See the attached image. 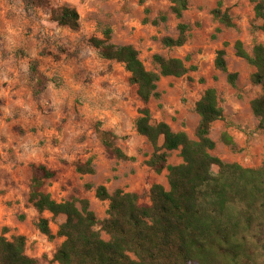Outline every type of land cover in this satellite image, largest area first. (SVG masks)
<instances>
[{"label": "rangeland", "instance_id": "obj_1", "mask_svg": "<svg viewBox=\"0 0 264 264\" xmlns=\"http://www.w3.org/2000/svg\"><path fill=\"white\" fill-rule=\"evenodd\" d=\"M218 2L228 11L234 26H225L213 15ZM60 4L78 9L77 30L60 26L51 19V10ZM170 5L169 0H48L44 6L29 5L26 0H0L3 59L24 60L34 52L43 57V62L46 60L43 71L49 76L48 95L39 98L38 112L31 116L47 118L52 129L49 138L37 146H24L16 141L13 146L0 147L4 165L19 160L20 168H26V173L21 169L14 178L11 170L0 167V195L14 191L1 202L9 216L21 219L19 205L24 201L27 206L30 163H44L56 171L44 184L53 198L64 200L71 194L87 198L98 219L107 216L109 202L95 195L100 182L110 183L115 179L108 184L110 190L117 188L116 185L135 184L144 202H149V188L153 183L169 187L168 171L157 173L146 164L153 148L135 128L142 103L136 86L129 82L130 73L122 63L102 58L89 42L93 35L103 37L106 28L112 29L110 42L135 45L148 69H159L152 59L154 53L180 57L188 65L197 66L184 77H161L158 82L161 96L151 101L154 122L168 121L174 130H184L196 139L199 120L196 101L208 86H215L224 112L211 125L209 136L216 142L211 153L228 162L240 160L246 166L258 167L264 162V130L258 126V118L250 107V100L262 88L250 80L255 67L238 57L233 45L238 38L249 51L255 43L264 44V31L255 27L261 21L255 17L254 1L190 0L180 18L171 11ZM181 22L190 26L185 43L165 45L162 38L177 37ZM224 42L229 70L238 72L234 85L227 81L225 72L214 67L216 51ZM101 127L111 129L117 136L115 145L135 160L118 159L107 151L97 131ZM224 132L233 137L235 146L225 143ZM36 148H40V155L35 153ZM24 149L29 156L21 161ZM89 158L96 171L77 172L75 163ZM181 161L179 150H173L168 162ZM212 169L216 172L217 165ZM73 188L78 191L74 192ZM56 217L50 219L52 230L57 231L60 222ZM34 226L36 221L31 222V229ZM17 229L16 222L0 224V233L4 231L8 238ZM101 235L109 239L106 232L101 231ZM59 245L54 246L51 254L35 255L36 264H59L53 259ZM33 249V245H26V250Z\"/></svg>", "mask_w": 264, "mask_h": 264}, {"label": "trees", "instance_id": "obj_2", "mask_svg": "<svg viewBox=\"0 0 264 264\" xmlns=\"http://www.w3.org/2000/svg\"><path fill=\"white\" fill-rule=\"evenodd\" d=\"M169 1L171 11L178 18L190 3V0ZM253 1L255 17L261 21L255 27L264 31V0ZM26 2L41 5L48 0ZM212 12L220 23L234 26L228 11L221 8V2ZM79 18L76 7L68 4L51 10L53 21L73 30L79 28ZM189 27L179 23L178 36H165L162 42L167 46L183 45ZM111 37L112 29L106 28L103 37L93 35L89 42L102 58L122 63L130 73L129 82L136 86L142 103L135 128L153 148L146 164L157 173L166 169L169 187L153 183L149 188V202H144L137 191L116 188L110 193L104 184H99L95 188L96 197L109 202L107 216L98 219L87 198L71 194L61 201L54 199L44 190V184L56 171L42 163H31L28 201L40 214L49 211L52 217L66 215L57 230V235L64 239L53 259L59 264H264V162L258 167L244 166L211 153L216 146L209 136L211 125L223 117L217 89L207 87L196 101L199 116L196 139L184 130H174L166 121L153 122L147 104L151 98L161 96L158 91L161 77H182L195 71L197 66L188 65L180 57L154 53L152 59L159 69H148L135 45L115 44L110 42ZM226 45L224 42L216 51L214 66L225 72L227 81L234 85L238 72L228 69ZM233 45L235 54L255 67L250 80L260 85L262 92L251 99L250 107L258 118V126L264 130V44L255 43L249 51L238 38ZM97 131L103 146L114 157L135 160L115 145L117 136L113 131L100 128ZM223 139L236 145L226 132ZM173 150H179L182 158L178 164L168 162ZM213 165L218 167L216 172ZM75 168L79 173L95 171L90 158L77 161ZM37 227L47 236H54L48 218L41 216ZM101 231L109 239H104ZM0 264H36V259L26 253L24 235L8 238L1 232Z\"/></svg>", "mask_w": 264, "mask_h": 264}, {"label": "crops", "instance_id": "obj_3", "mask_svg": "<svg viewBox=\"0 0 264 264\" xmlns=\"http://www.w3.org/2000/svg\"><path fill=\"white\" fill-rule=\"evenodd\" d=\"M44 5L45 4H41L40 6H44ZM0 55H1L0 56V147L13 146L15 144L14 142L16 141H20L17 144L23 143L24 146H31V145L37 146L41 141L48 139L52 132V129L49 128L51 125L50 120L40 116H31V113L38 112L39 98L43 95H48L47 88L49 83V76H47V74L43 71V67H47V65L43 64L46 62V60L43 62V57L36 55L34 52H31L28 58L19 61L12 59H3L5 56L3 54ZM187 74L184 76H187ZM153 99H158V98H151L147 104L151 112H152L151 101ZM161 121H165V120H161ZM166 122L170 124L168 121ZM100 129L111 130L109 128H104V127H101ZM24 152L21 155V157L24 158H19L21 159V161H24L23 159L29 156L27 149H24ZM35 153L40 155L41 154L40 148H36ZM2 157H3V153L0 150V167L1 168L7 167L8 170H11L14 178L18 177V171L21 169H23V171H25L26 173L25 167L20 168L22 166L19 160L9 161L8 164L4 165ZM237 162L246 166L244 162H241L240 160H238ZM30 164H29L30 176L29 179H27L28 181L27 188H29V182L31 177ZM24 166H26V164H24ZM93 167L95 169L94 165ZM113 181H115V179H112L110 183L100 182L99 184H104L107 187L108 191L111 193L116 188L110 190L108 184H112ZM25 186H26L25 183L22 184L23 188H25ZM116 186L117 188H121L124 191H137L135 184H130L127 187H121V186L119 187V185ZM164 186L166 187V185ZM44 190L47 191L45 188ZM13 193L14 191L13 189H11L9 192H5L4 194L0 195V224L3 223L8 224L11 222L17 223L18 229L15 231L16 232L15 235L18 234L24 235L26 237V245L30 244L33 245L34 247L32 251L26 250V253L29 256L34 257L35 255H40L41 253L51 254V251L54 248V246H56L57 244H61V242L64 239V237L57 235L56 230H52L51 228L52 221L50 218L52 217V213L49 211H45L42 214H40L37 211V209L32 205V203L28 201V195H27L25 200L27 206H25L24 201L21 202V204L19 205L21 212L23 213L21 219H15L14 217L9 216L7 214L6 209L2 206L1 202L2 199H6V197L13 195ZM57 201H61V200H57ZM41 216L48 218L49 227L52 231V234L54 235L53 237L47 236L45 233L41 232L38 227L36 228L37 221ZM57 217H59V222L61 223L65 220L66 215L61 213ZM32 221H36V226H34L35 229H31Z\"/></svg>", "mask_w": 264, "mask_h": 264}]
</instances>
